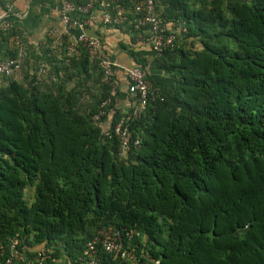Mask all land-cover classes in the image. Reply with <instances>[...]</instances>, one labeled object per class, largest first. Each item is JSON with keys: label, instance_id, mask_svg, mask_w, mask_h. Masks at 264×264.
<instances>
[{"label": "trees", "instance_id": "1", "mask_svg": "<svg viewBox=\"0 0 264 264\" xmlns=\"http://www.w3.org/2000/svg\"><path fill=\"white\" fill-rule=\"evenodd\" d=\"M156 8L186 31L151 47L154 66L132 51L159 95L129 121L125 151L116 69L118 95L96 121L110 90L97 61L82 47L58 53L49 37L30 44L11 15L0 21L13 22L0 28V60L17 56V35L27 48L21 70L0 76V264L15 239L32 261L43 246V264H85L109 226L135 258L101 251L100 264H264V0ZM139 16L118 26L144 34Z\"/></svg>", "mask_w": 264, "mask_h": 264}, {"label": "built area", "instance_id": "2", "mask_svg": "<svg viewBox=\"0 0 264 264\" xmlns=\"http://www.w3.org/2000/svg\"><path fill=\"white\" fill-rule=\"evenodd\" d=\"M113 0H64L60 10V21L62 27L50 28L43 36L51 38V46L58 53L66 52L67 56L79 54V47H82L89 55L90 59L97 61L104 73V82L110 86L109 95L101 103L100 111L94 119L100 121L107 114V108L112 104L114 97L118 95V85L112 81V75L115 64L103 56L101 53V40L87 32L88 20L82 19V14H89L96 7L102 10L101 20L107 24L118 26L129 19L132 11L140 14L138 26L144 28L145 35L151 47L157 52H163L165 49L175 45L177 34L181 30L186 31L180 21L164 23L161 12L156 8V0H135L133 7H128L121 2L113 3ZM118 1V0H117ZM3 19V18H2ZM1 19V20H2ZM0 20V21H1ZM13 26L10 20L0 22V28L8 30ZM15 46L17 56L0 60V76H11L21 70L22 62L27 55L25 42L20 36H15ZM45 64L39 69L38 74H46ZM129 80V92L137 96V100L126 115L114 127V134L119 138L123 151L128 150L131 144V131L129 121L138 118L145 110L146 103L150 98L159 95V89L154 87L148 79L147 73L138 66L126 69ZM134 146L140 145V139L133 141ZM120 234L113 227L109 226L99 230L98 234L88 242V248L85 250L87 255L85 264H100V252L120 253L123 258L133 259L135 253L131 248L124 247L120 242ZM100 243V247L97 244ZM47 254V249L41 247L37 250L35 261L43 264V259ZM35 261L27 259L24 253L18 248V239L13 240L9 255L1 264H34Z\"/></svg>", "mask_w": 264, "mask_h": 264}, {"label": "crops", "instance_id": "3", "mask_svg": "<svg viewBox=\"0 0 264 264\" xmlns=\"http://www.w3.org/2000/svg\"><path fill=\"white\" fill-rule=\"evenodd\" d=\"M63 3L64 0H8L6 7L0 3V20L11 15L15 24L26 35L28 43L37 45L50 28L60 29L62 27L60 10ZM101 14L102 10L96 7L91 13L82 14V19L88 20L87 32L101 40L103 56L116 66L115 72L120 82L117 107L127 113L134 105V97L129 92V80L126 74V69L132 68L136 64L132 51L147 52L144 55V60L150 66L151 64L154 66L155 61L148 54L151 51V44L145 33L134 32L126 25L107 24L101 20ZM154 74L168 85L171 84L169 76L164 71L158 70Z\"/></svg>", "mask_w": 264, "mask_h": 264}]
</instances>
